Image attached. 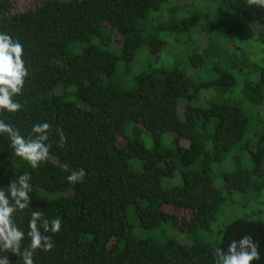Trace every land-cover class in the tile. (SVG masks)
Segmentation results:
<instances>
[{
    "label": "trees",
    "instance_id": "trees-1",
    "mask_svg": "<svg viewBox=\"0 0 264 264\" xmlns=\"http://www.w3.org/2000/svg\"><path fill=\"white\" fill-rule=\"evenodd\" d=\"M17 1L0 0V32L21 42L29 75L15 97L22 109L0 119L25 137L34 124L47 122L54 143L34 170L0 135V189L27 173L30 208L62 220L59 233H44L54 247L37 250L34 264H214V250L227 254L231 231L242 220L229 216L235 195L260 218L255 225L264 264V70L253 69L257 79L243 80V108L229 97L238 79L221 60L211 79L196 76L210 55L236 58V37L250 41L264 32V9L247 0H212L223 17L212 20V29L225 39L224 55L210 51L212 38L201 27L196 38L204 48L190 52L188 67L180 59L151 67L119 88L113 78L120 62L128 68L143 45L157 57L168 43L161 33L190 32L201 15L154 25L151 14L165 4L170 14L185 4L36 0L19 10ZM254 108L257 114H251ZM57 128L67 137L63 148ZM65 163L86 170L82 183L67 181ZM229 163L231 169H224ZM14 220L28 247L30 211ZM0 255L23 264L11 252Z\"/></svg>",
    "mask_w": 264,
    "mask_h": 264
},
{
    "label": "clouds",
    "instance_id": "clouds-1",
    "mask_svg": "<svg viewBox=\"0 0 264 264\" xmlns=\"http://www.w3.org/2000/svg\"><path fill=\"white\" fill-rule=\"evenodd\" d=\"M249 7L264 9V0H247ZM23 45L18 39L0 32V115L14 114L22 109V105L15 99L23 93L26 78L29 73L23 59ZM51 125L47 122L34 124L31 134L22 135L19 129L0 119V135L6 134L11 141L14 154L26 161L32 169H37L46 162L53 146L50 134ZM59 146L64 147L67 137L62 129L57 128ZM61 170L67 172V181L71 184L82 183L86 177V170L71 169L65 163ZM30 175L25 173L12 180L7 191L0 189V253L11 252L17 255L23 264H34V253L37 250L51 251L54 247L51 235L44 233H59L62 227L60 217L49 220L40 210L30 208L32 185ZM30 211L28 223L30 238L28 247H23L25 233L17 226L14 216L16 213ZM43 229V232L41 231ZM259 259L258 245L250 236H244L239 241L232 240L227 254L221 248L214 250V264H251ZM0 264H11L6 255H0Z\"/></svg>",
    "mask_w": 264,
    "mask_h": 264
},
{
    "label": "rangeland",
    "instance_id": "rangeland-1",
    "mask_svg": "<svg viewBox=\"0 0 264 264\" xmlns=\"http://www.w3.org/2000/svg\"><path fill=\"white\" fill-rule=\"evenodd\" d=\"M36 0H18L16 9H25L30 6H32L35 3ZM175 2V3H174ZM172 0V5L175 6V4H185L184 7H181V9L173 14L166 11L167 5L165 4L163 9L159 12L152 13L149 21H151L152 24L156 25L157 23L172 21L173 17L177 19L183 18L182 15H185V17L190 16L192 14H199L200 17V24H197L196 27H194L190 32L183 33L181 36L178 34H181L179 31L172 32L170 30H166L164 33H161L162 36L167 37L168 43L167 47L160 51L158 56H154L148 45H143L138 52L136 53V58L132 61V63L129 65L128 69L126 63L119 64L118 69L116 70V73L114 75L113 81L116 86L119 88H127L133 84L132 82V74L149 70L151 67H171V65H174L177 60L180 59L181 63L180 66L182 67H188L190 65L188 55L191 54L190 52L193 51L196 47L197 48H204L203 46L197 44L199 41H197L196 36L199 33V29L203 27L205 30H207L209 36L212 38V44L213 48L210 51H216V50H222V53L220 55L225 54L224 45H225V39L224 37L217 38V35L214 34V30L212 29V20H223V17H221L220 14L217 13L215 9H212V0ZM226 29H222V32H225ZM221 32V30H219ZM164 35L165 33H168ZM179 32V33H178ZM170 35V36H169ZM192 40H189V39ZM203 38L208 39V35H206V32H204ZM235 45L239 46L240 49L236 53V58H233L234 55H228L224 57L223 59L220 58L218 54H215L213 59L212 55H210L209 58H207L206 64L200 66L199 69H197V75L200 77L199 79H211L213 76L217 75L215 71V65L218 64L221 60V65L228 67L237 77L238 84L233 88V90L230 92V96L234 101L239 103L243 108V102L247 101L242 93L243 89V80L247 78V76L252 77L253 80L257 79V74L253 72V69L256 71H262L264 70V32L258 31L255 33L252 40L242 41L240 38L236 37L235 41H233V46ZM228 50L231 52L233 51L230 48V44L228 46ZM211 52V54H212ZM156 57V60H155ZM218 61V62H217ZM233 62H236V66H233ZM152 65V66H151ZM213 67V70H212ZM201 69V70H200ZM233 69V70H232ZM200 70V71H199ZM196 71V70H195ZM199 71V72H198ZM259 74V73H258ZM202 77V78H201ZM244 110V109H243ZM246 110L250 112V107H247ZM247 112V113H248ZM264 112V110L262 111ZM251 114H257V109L254 108L251 110ZM248 115V114H247ZM250 116V115H249ZM252 118V117H251ZM252 122V120H251ZM147 145L151 144V141L146 138L145 140ZM224 169H231V164H224ZM234 200L237 202L234 205H231V214L230 217H233L237 215L242 220L238 227H235L231 231V238L227 241V245L229 246L230 242L232 240L239 241L244 236H250L253 239V242L257 244V240L260 238L261 232L256 227L255 222L259 220L258 216L254 213H252L251 210V203L248 207H243L242 203L247 202L246 198L235 195L233 197ZM233 201V200H231ZM235 209V210H234ZM264 218V215L263 217ZM226 220V219H224ZM214 226V225H213ZM140 231L137 232V234ZM145 232V231H144ZM146 233V232H145ZM259 259L254 260L251 262V264H261V258H262V251L259 250Z\"/></svg>",
    "mask_w": 264,
    "mask_h": 264
}]
</instances>
